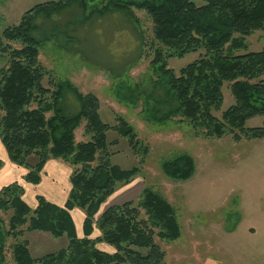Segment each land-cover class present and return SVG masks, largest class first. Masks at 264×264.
I'll return each instance as SVG.
<instances>
[{"label":"trees","instance_id":"trees-1","mask_svg":"<svg viewBox=\"0 0 264 264\" xmlns=\"http://www.w3.org/2000/svg\"><path fill=\"white\" fill-rule=\"evenodd\" d=\"M97 1L101 5L94 11L92 3ZM73 4L83 11L91 4L99 15L121 11L135 24L138 18L133 9L144 11L150 18L158 44L150 64L158 78L156 85L166 89L170 104L167 109L154 107V112L147 114L150 105L145 110L148 120L164 123L180 114L205 136L221 137L238 131L260 139L264 137V123L245 128V122L255 115L264 116V80L260 79L264 75V50L242 55L232 52L246 47L245 36L255 30L264 31V0H204L202 5L193 0H52L34 5L17 24L2 32L6 40L22 44L20 48L2 46L9 55L7 67L0 72V142L7 158L26 169L22 180L30 184L39 183L49 159H61L80 168L70 175L71 188L61 207L38 195L37 205L31 208L23 199L19 181L2 186L0 208H11L12 214L0 232L1 261L2 245L11 237L16 239L11 245L16 264H161L165 253L153 236L173 241L181 235L175 208L161 193L147 186L141 190L136 203L148 219L140 217L131 201L113 204L96 218L100 205L114 193L116 185L128 184L140 171L137 166L122 169L111 165L108 154L97 157L106 152V132L110 129L133 147L131 128L122 121L115 127L102 122L98 98L82 94L70 81H52L51 88L42 83L49 72L38 61L40 40L34 35L35 19L41 14L49 17ZM199 49L205 54L178 73L168 67L169 58H181ZM225 82L235 103L218 119L212 110L220 109L223 103L221 88ZM67 92L78 102L76 112L66 113L62 107ZM83 121L84 134L90 137L76 141L75 130ZM31 157L35 158L33 164ZM96 159L98 163L91 165ZM160 168L166 177L186 181L195 172V162L192 156L181 153L164 160ZM75 208L85 214L82 237L77 236L71 216ZM95 229L97 237L92 236ZM30 231L65 236L67 246L34 258L26 239H22ZM99 242L115 251L100 250L96 246Z\"/></svg>","mask_w":264,"mask_h":264},{"label":"rangeland","instance_id":"rangeland-1","mask_svg":"<svg viewBox=\"0 0 264 264\" xmlns=\"http://www.w3.org/2000/svg\"><path fill=\"white\" fill-rule=\"evenodd\" d=\"M46 1L52 0H0V72L9 61L2 46H22L6 40L3 30L17 24L28 9ZM193 2L202 5L204 0ZM92 4L94 11L101 5L98 1ZM94 11L91 4L85 11L73 4L49 17L41 14L35 19L34 35L40 40L38 61L49 72L43 85L51 88L52 81H70L82 94L98 98L102 122L115 127L122 121L134 135L135 148L114 129L106 132V152L97 157L108 154L111 165L122 169L137 166L140 171L128 184L116 185L114 193L100 205L96 218L109 206L127 200L133 202L141 218L148 219L136 203L147 186L161 193L175 208L181 228V235L173 241L153 236L154 243L165 253L161 264H264V137L248 138L238 131L221 137L205 136L201 134L203 130L192 127L180 114L164 123L148 120L145 110L150 105L152 109L147 114H152L154 107L167 109L170 104L166 89L156 85L158 78L150 64L158 46L151 20L137 9H133L138 18L136 24L121 11L102 15ZM244 38L246 47L234 50L233 55L264 50L263 30H255ZM204 54L205 50L199 49L181 58H169L168 67L178 73ZM260 77L264 80V75ZM221 90L223 103L220 109L212 110L218 119L235 103L228 82ZM78 106L73 95L65 93L64 111L76 112ZM263 123L264 116L255 115L246 120L245 128ZM84 126L83 121L75 130L76 141L90 137L84 134ZM1 145L0 154L5 152ZM181 153L192 156L195 162V172L186 181L170 179L160 168L164 160ZM5 158L10 162L6 155ZM29 160L31 164L35 162L34 157ZM76 168L80 166L72 167V171ZM19 183L25 184L23 180ZM11 214V208H0V232L7 227ZM77 228L81 230L80 226ZM98 234L95 229L92 236ZM15 240L9 237L4 241L0 264H16L11 250ZM53 240L56 246L43 247L39 252L44 254L59 247L61 239ZM96 246L102 251H115L104 242Z\"/></svg>","mask_w":264,"mask_h":264},{"label":"crops","instance_id":"crops-1","mask_svg":"<svg viewBox=\"0 0 264 264\" xmlns=\"http://www.w3.org/2000/svg\"><path fill=\"white\" fill-rule=\"evenodd\" d=\"M5 155V152L0 154V159L2 161H0V163H2L3 165L2 166L0 164V187L7 185L13 181H21L23 175L26 173V169L24 167L15 165L12 162H7ZM71 173L72 166L70 164H67L61 159H49L43 167L39 183L30 184L25 182V184H22L24 189V201L31 208H34L37 205L36 196L41 195L47 201L60 207L63 206L71 188ZM71 216L75 224L76 234L78 237H80L82 235V222L84 218V213L79 208H75L71 210ZM77 226H80L81 230H79ZM24 237V239H26L27 241L29 252L34 258H39L47 253H52L62 248H65L68 243V240L65 236L58 237L59 239H61L59 247L43 254L39 252V250L43 247L49 246L53 248L54 246H56L57 243L53 240L54 236L47 232L30 231L26 232L24 234ZM54 238L58 239L57 237ZM110 249L106 251L111 252L112 249Z\"/></svg>","mask_w":264,"mask_h":264}]
</instances>
